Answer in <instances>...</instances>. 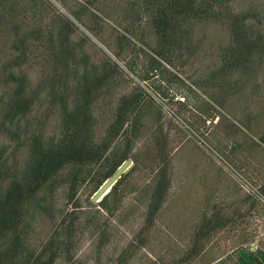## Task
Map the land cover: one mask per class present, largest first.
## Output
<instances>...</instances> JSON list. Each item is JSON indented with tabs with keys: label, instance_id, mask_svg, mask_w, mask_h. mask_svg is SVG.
I'll return each mask as SVG.
<instances>
[{
	"label": "rangeland",
	"instance_id": "1",
	"mask_svg": "<svg viewBox=\"0 0 264 264\" xmlns=\"http://www.w3.org/2000/svg\"><path fill=\"white\" fill-rule=\"evenodd\" d=\"M230 6L255 15L251 23L264 36V0ZM193 28L175 51L176 65L159 59L155 69L157 38L142 0H0V165L10 173L28 164L33 138L63 132L56 76H68L69 93L84 69L112 76L92 106L96 144L108 135L121 99L142 98L106 153L121 155L131 144L134 166L104 204L91 201L103 163L92 166L73 201L63 185L41 192L47 210L30 204L23 236L36 255L57 236L54 264H264V54L250 73L213 88L230 24L221 18ZM190 44L197 49L192 56ZM11 73L27 77L35 101L14 122L6 116L17 87ZM164 165L170 184L151 216Z\"/></svg>",
	"mask_w": 264,
	"mask_h": 264
},
{
	"label": "trees",
	"instance_id": "2",
	"mask_svg": "<svg viewBox=\"0 0 264 264\" xmlns=\"http://www.w3.org/2000/svg\"><path fill=\"white\" fill-rule=\"evenodd\" d=\"M233 1L142 0V6L151 17L157 38L155 50L157 59H154V68L160 69L161 60L170 66L176 65L179 57L175 51L181 50L182 42L192 36L194 23L226 18L230 24L231 43L224 50L220 68L211 74V87L230 86L235 77L250 73L256 58L264 54V36L251 23L257 20V17L251 15L250 11L234 12L230 6ZM71 14L76 20L83 22L81 13L71 12ZM61 43H66L65 38ZM196 50L191 44L186 48L190 56L194 55ZM116 57L119 58V55ZM10 77L17 83V87L13 99L8 104L6 116L14 122L18 118L25 117L35 101L27 96L28 81L25 75L18 76L11 73ZM56 77L59 86L55 87L53 99L61 107L63 128L61 136L46 141L42 135L33 138L31 158L22 172L10 173L4 163L0 165V264H54L59 256L57 251H61L57 236L50 239L37 255L25 242L26 238L23 235L28 225L25 224L24 218L30 204L35 203L37 209L45 210L43 203L46 198L41 192L47 191L52 194L63 185H69V200L73 201L80 185L92 173V166L103 163L105 170L102 174H98L99 179L94 191L96 193L128 159L131 149L128 141L130 147L121 155L115 154L111 157L106 155L113 140L122 134L124 126L138 111L141 97L125 96L121 99L116 119L108 135L102 143L96 144L94 142L96 122L91 113L92 106L99 99L101 90L109 83L112 76L108 71L84 69L81 83L75 88V93H69L71 89L68 85L70 83L68 76ZM70 96L73 97L71 103ZM123 133L128 136L127 128ZM1 160L0 156V163ZM64 171L66 174L61 176ZM158 174L159 178L149 207L151 216H154L162 206L170 184L166 165ZM5 183L7 186L3 187ZM117 184L112 191L116 190L119 185ZM109 196L110 193L103 198V204ZM70 227H72L70 224L65 227L68 234ZM48 252H51L50 255H47Z\"/></svg>",
	"mask_w": 264,
	"mask_h": 264
},
{
	"label": "water",
	"instance_id": "3",
	"mask_svg": "<svg viewBox=\"0 0 264 264\" xmlns=\"http://www.w3.org/2000/svg\"><path fill=\"white\" fill-rule=\"evenodd\" d=\"M75 20V19H74ZM76 21V20H75ZM134 163L127 159L118 170L100 187V189L93 195L91 201L100 202L106 195L110 193L112 188L117 184V182L126 174L132 167Z\"/></svg>",
	"mask_w": 264,
	"mask_h": 264
}]
</instances>
